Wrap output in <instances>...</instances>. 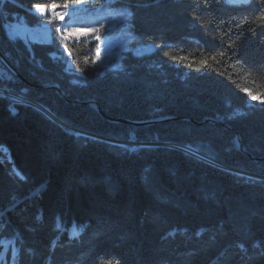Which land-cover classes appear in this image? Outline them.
I'll list each match as a JSON object with an SVG mask.
<instances>
[{
	"label": "trees",
	"instance_id": "trees-1",
	"mask_svg": "<svg viewBox=\"0 0 264 264\" xmlns=\"http://www.w3.org/2000/svg\"><path fill=\"white\" fill-rule=\"evenodd\" d=\"M105 1H0V264H264V0H116L153 47L116 71L36 12Z\"/></svg>",
	"mask_w": 264,
	"mask_h": 264
},
{
	"label": "rangeland",
	"instance_id": "rangeland-1",
	"mask_svg": "<svg viewBox=\"0 0 264 264\" xmlns=\"http://www.w3.org/2000/svg\"><path fill=\"white\" fill-rule=\"evenodd\" d=\"M116 0H106L101 7L90 6V7H80L78 11L68 12L66 14L58 13L55 10V14L51 11V8H46L45 13H41L39 9H36V12L40 15H50L52 17H57L58 20L61 15L64 19L60 20L62 23L59 27V32L64 37L67 36V40L71 42H97L98 44V60L101 68L103 70H120L122 67L121 57L123 52L129 49H132L136 55H142L150 52L152 46H136L132 45V41L138 37L137 34L133 33L129 18L131 16L130 8L125 5L114 4ZM231 4H243L248 2H235L232 3L231 0H227ZM21 25L20 21H17ZM24 23V22H23ZM24 25L28 27L25 23ZM44 27H40L34 30L40 31L46 34V41L39 42H50L52 40V33L49 37V28L51 29L50 23H45ZM100 29L99 32L86 33L85 29ZM78 29L81 31H76L71 35L72 30ZM100 36V40L96 39V36ZM17 39V38H16ZM13 39V40H16ZM23 39L29 42H32L28 37ZM35 42V41H34ZM7 96V95H5ZM253 96H249V106L255 104H261L262 100L257 97L253 99ZM9 97V96H7ZM25 102V100H22ZM26 102H30L26 100ZM241 111H238L237 114H240ZM133 144L137 142H131Z\"/></svg>",
	"mask_w": 264,
	"mask_h": 264
},
{
	"label": "bare ground",
	"instance_id": "bare-ground-1",
	"mask_svg": "<svg viewBox=\"0 0 264 264\" xmlns=\"http://www.w3.org/2000/svg\"><path fill=\"white\" fill-rule=\"evenodd\" d=\"M231 1H232V3H235V2H244L246 0H231ZM5 28L7 30H9L12 40L16 39V38L23 39V36H24V37H28L32 42H34V41H45L46 37H47L46 34L40 32V31L34 30L37 28L27 27L28 29L25 28V30H22V25L18 24L17 21H10V20L6 21L4 23V29ZM6 35H7V33H6ZM25 42H26V39H25ZM0 77H2V78H0V82H1L0 87L8 88L5 84H3V82L7 80V75L5 73H0ZM3 96H5V95H3ZM7 96H9V95H7ZM7 96H5V97H7ZM14 96H15V98H18L19 100H24V99H22L16 95H14ZM25 103L32 104L31 102H26V99H25Z\"/></svg>",
	"mask_w": 264,
	"mask_h": 264
},
{
	"label": "water",
	"instance_id": "water-1",
	"mask_svg": "<svg viewBox=\"0 0 264 264\" xmlns=\"http://www.w3.org/2000/svg\"><path fill=\"white\" fill-rule=\"evenodd\" d=\"M0 64H1V65H2V66L8 71L13 77L25 81V79L23 78V76L19 73V71L16 69V67L10 62V60L6 57V55H5L1 50H0ZM48 88L57 91V92H58V93H59L64 99H66V96L60 91V89H59L58 87H56V86H48ZM93 103L96 104V106H97V110L99 111V113H100L104 118L108 119V120L111 121V122L126 123V124H131V125H138V126H141V125H147V124H151V123H153L152 121H130V120H121V119H119V120H115V119H113V118H110L109 116H107V115L104 113V111L102 110V107H101L100 104H98L97 102H93ZM36 106H37L39 109H41L42 111H44L45 113H47V114L50 115V113H49L46 109H44V108H42V107H40V106H38V105H36ZM164 120H166V119H164ZM130 144H132V145H137L138 143H135V144L130 143ZM240 147H241V149H243V144H242V142H241V144H240Z\"/></svg>",
	"mask_w": 264,
	"mask_h": 264
},
{
	"label": "snow or ice",
	"instance_id": "snow-or-ice-1",
	"mask_svg": "<svg viewBox=\"0 0 264 264\" xmlns=\"http://www.w3.org/2000/svg\"><path fill=\"white\" fill-rule=\"evenodd\" d=\"M77 2L79 3L80 0H77ZM36 7L39 9V11H40L41 13H45V12H46V8H45L44 6L36 5ZM59 7H60V5H58V4H53V5H51V11L53 12V14H55V10H56L57 8H59ZM63 7L67 8V7H68V4L65 3V4L63 5ZM59 19H60V20H63V19H64L63 15H61V16L59 17ZM261 19H264V17H261ZM99 30H100V29L96 28V29H85V30H83V31H85L86 33H94V32H99ZM76 31H81V30L74 29V30H72V33H68V35H71V34H73V33L76 32ZM65 38H67V36H66ZM96 39H97V40H100V36L97 35V36H96ZM97 55L99 56V53H97ZM222 55H223V53H222ZM181 59H183V58H181ZM201 63H204V62L202 61ZM0 78H2V77H0ZM246 91H247V90H246ZM248 94H249V95H252L251 92H249ZM256 98H257V97L253 96V99H256Z\"/></svg>",
	"mask_w": 264,
	"mask_h": 264
},
{
	"label": "built area",
	"instance_id": "built-area-1",
	"mask_svg": "<svg viewBox=\"0 0 264 264\" xmlns=\"http://www.w3.org/2000/svg\"><path fill=\"white\" fill-rule=\"evenodd\" d=\"M0 1H2V0H0ZM20 23L22 25V30H25V28H27V27L24 25L22 20L20 21ZM5 31L7 33V38L12 41L11 34H10L9 30H7L5 28ZM7 57H9V56L7 55ZM0 73L8 74L7 71L1 65H0ZM0 95H9V99H11V100H19L18 98H15L14 92L10 88L0 87Z\"/></svg>",
	"mask_w": 264,
	"mask_h": 264
}]
</instances>
